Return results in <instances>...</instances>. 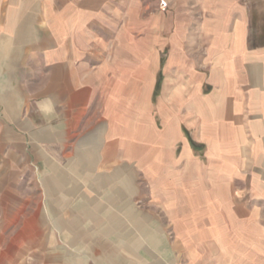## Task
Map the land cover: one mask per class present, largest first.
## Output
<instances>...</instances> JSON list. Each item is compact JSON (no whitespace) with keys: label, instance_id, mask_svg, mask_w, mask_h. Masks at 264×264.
<instances>
[{"label":"crops","instance_id":"0c3cea01","mask_svg":"<svg viewBox=\"0 0 264 264\" xmlns=\"http://www.w3.org/2000/svg\"><path fill=\"white\" fill-rule=\"evenodd\" d=\"M165 3L0 0V264H264V0Z\"/></svg>","mask_w":264,"mask_h":264},{"label":"rangeland","instance_id":"374dc122","mask_svg":"<svg viewBox=\"0 0 264 264\" xmlns=\"http://www.w3.org/2000/svg\"><path fill=\"white\" fill-rule=\"evenodd\" d=\"M147 1V0H146ZM165 0H158V5L159 6H165ZM257 24L263 26L264 25V14H260L257 20ZM263 27L261 28H256L255 29V34H254V41L257 42L258 39V33L261 32ZM259 38V37H258ZM34 255L32 253H22L18 255L15 259V264H29L34 261Z\"/></svg>","mask_w":264,"mask_h":264}]
</instances>
